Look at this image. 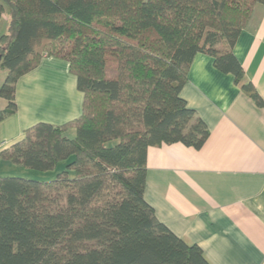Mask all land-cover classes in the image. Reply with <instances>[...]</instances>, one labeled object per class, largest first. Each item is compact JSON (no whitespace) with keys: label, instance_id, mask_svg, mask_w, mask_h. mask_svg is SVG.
I'll list each match as a JSON object with an SVG mask.
<instances>
[{"label":"trees","instance_id":"trees-1","mask_svg":"<svg viewBox=\"0 0 264 264\" xmlns=\"http://www.w3.org/2000/svg\"><path fill=\"white\" fill-rule=\"evenodd\" d=\"M264 0H0V120L44 55L68 61L79 118L40 122L0 157L50 180L0 175V264H211L145 200L147 149H199L210 131L181 96L198 53L264 105L234 46ZM75 129L73 137L67 134ZM112 141H116L111 144ZM60 167V168H59Z\"/></svg>","mask_w":264,"mask_h":264},{"label":"crops","instance_id":"crops-1","mask_svg":"<svg viewBox=\"0 0 264 264\" xmlns=\"http://www.w3.org/2000/svg\"><path fill=\"white\" fill-rule=\"evenodd\" d=\"M2 22L7 27L8 13ZM234 53L245 81L264 100V5H255ZM6 75L0 68V87ZM181 96L206 123L209 137L199 149L181 142L149 146L144 198L159 221L199 245L211 264H264V105L206 53L193 59ZM15 100L16 111L0 120L1 151L37 123L79 118L84 93L68 61L44 55L18 79ZM7 104L0 96V111ZM67 134L73 137L75 129ZM3 162L9 161L0 157V171Z\"/></svg>","mask_w":264,"mask_h":264},{"label":"rangeland","instance_id":"rangeland-1","mask_svg":"<svg viewBox=\"0 0 264 264\" xmlns=\"http://www.w3.org/2000/svg\"><path fill=\"white\" fill-rule=\"evenodd\" d=\"M6 31H7L6 24L2 22L0 24V34ZM115 142L116 141H112L111 144H114ZM3 163H4L5 168H3L1 171H2V175H5V176H20V177H26V178H34L37 180H50L56 176V172L58 171V169H56V170H52L48 172H38V171L25 169L22 166L13 164L12 162H3Z\"/></svg>","mask_w":264,"mask_h":264},{"label":"built area","instance_id":"built-area-1","mask_svg":"<svg viewBox=\"0 0 264 264\" xmlns=\"http://www.w3.org/2000/svg\"><path fill=\"white\" fill-rule=\"evenodd\" d=\"M3 145H4V142L0 141V151H1V148H2Z\"/></svg>","mask_w":264,"mask_h":264}]
</instances>
